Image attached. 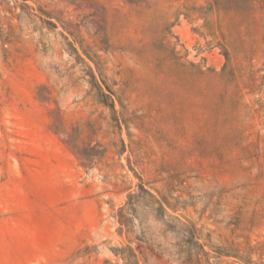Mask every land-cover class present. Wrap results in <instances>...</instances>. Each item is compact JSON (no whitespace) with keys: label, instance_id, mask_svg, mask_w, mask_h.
<instances>
[{"label":"rangeland","instance_id":"obj_1","mask_svg":"<svg viewBox=\"0 0 264 264\" xmlns=\"http://www.w3.org/2000/svg\"><path fill=\"white\" fill-rule=\"evenodd\" d=\"M0 264H264V0H0Z\"/></svg>","mask_w":264,"mask_h":264},{"label":"trees","instance_id":"obj_2","mask_svg":"<svg viewBox=\"0 0 264 264\" xmlns=\"http://www.w3.org/2000/svg\"><path fill=\"white\" fill-rule=\"evenodd\" d=\"M140 190H143V191H145L143 188H142V186H140ZM146 192V191H145ZM148 193V192H147Z\"/></svg>","mask_w":264,"mask_h":264}]
</instances>
